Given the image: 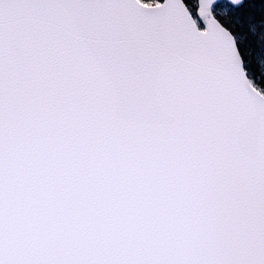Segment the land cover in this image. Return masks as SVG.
Returning <instances> with one entry per match:
<instances>
[{"label":"snow or ice","instance_id":"6c2138e0","mask_svg":"<svg viewBox=\"0 0 264 264\" xmlns=\"http://www.w3.org/2000/svg\"><path fill=\"white\" fill-rule=\"evenodd\" d=\"M0 264H264V0H0Z\"/></svg>","mask_w":264,"mask_h":264}]
</instances>
